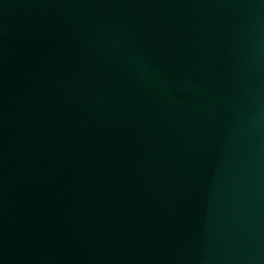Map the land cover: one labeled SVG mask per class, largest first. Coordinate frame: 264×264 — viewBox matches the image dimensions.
I'll return each instance as SVG.
<instances>
[{
  "label": "water",
  "instance_id": "95a60500",
  "mask_svg": "<svg viewBox=\"0 0 264 264\" xmlns=\"http://www.w3.org/2000/svg\"><path fill=\"white\" fill-rule=\"evenodd\" d=\"M0 264H264V0H0Z\"/></svg>",
  "mask_w": 264,
  "mask_h": 264
}]
</instances>
